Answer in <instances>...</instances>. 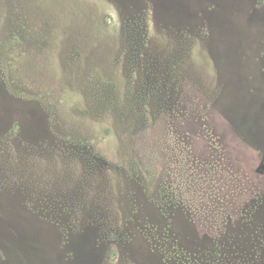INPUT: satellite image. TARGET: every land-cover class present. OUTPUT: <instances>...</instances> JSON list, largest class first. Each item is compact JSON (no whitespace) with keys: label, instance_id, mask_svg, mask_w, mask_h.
<instances>
[{"label":"rangeland","instance_id":"374dc122","mask_svg":"<svg viewBox=\"0 0 264 264\" xmlns=\"http://www.w3.org/2000/svg\"><path fill=\"white\" fill-rule=\"evenodd\" d=\"M0 264H264V0H0Z\"/></svg>","mask_w":264,"mask_h":264},{"label":"trees","instance_id":"16d2710c","mask_svg":"<svg viewBox=\"0 0 264 264\" xmlns=\"http://www.w3.org/2000/svg\"><path fill=\"white\" fill-rule=\"evenodd\" d=\"M168 190H169V188H168ZM173 191V190H172ZM168 194V193H167Z\"/></svg>","mask_w":264,"mask_h":264}]
</instances>
